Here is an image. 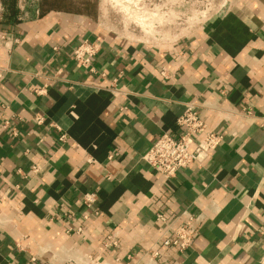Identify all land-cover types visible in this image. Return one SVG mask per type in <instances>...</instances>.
<instances>
[{
    "label": "crops",
    "instance_id": "1",
    "mask_svg": "<svg viewBox=\"0 0 264 264\" xmlns=\"http://www.w3.org/2000/svg\"><path fill=\"white\" fill-rule=\"evenodd\" d=\"M22 1L10 20L0 0V264L143 262L152 249L161 264H264V0H232L163 43L112 31L100 5L92 16ZM83 40L102 44L96 73L71 55ZM193 99L212 106L200 117L223 142L167 180L142 156L163 132L180 134ZM185 209L206 219L180 254L162 246L155 215ZM111 234L119 244L107 249Z\"/></svg>",
    "mask_w": 264,
    "mask_h": 264
},
{
    "label": "built area",
    "instance_id": "2",
    "mask_svg": "<svg viewBox=\"0 0 264 264\" xmlns=\"http://www.w3.org/2000/svg\"><path fill=\"white\" fill-rule=\"evenodd\" d=\"M18 7L21 13L24 11V2L18 0ZM4 8L0 2V15ZM2 40L7 38L6 34L0 36ZM102 49V44L97 41L83 40L74 45L71 55L77 66L88 69L96 73L94 61ZM58 51V47H54ZM105 74H102L104 76ZM118 79H114L112 88L116 91H123L116 85ZM36 94L42 95L46 92L45 87L39 88ZM213 109L208 103H200L197 100H189L186 103L184 113L177 119V127L180 134L176 137L172 133L163 132L158 139L143 154L142 159L148 167L156 174L169 180L178 174L179 171L191 167H203L211 153L223 142V135L215 130H207V125L200 117V109ZM44 117H36L38 124L44 123ZM9 122L4 123L8 127ZM53 125V124H52ZM203 135L202 139L196 142L195 137ZM61 141L66 140V135L60 136ZM41 170L38 165L32 166V173L37 174ZM83 203L90 207L97 201L96 193H85L82 197ZM88 218V216H86ZM156 221L162 224L160 229L161 244L164 247H173L183 254L193 246L197 236L200 235L204 222L205 214L202 211L185 209L177 213L175 217L169 218L166 214L158 210L155 215ZM77 232L83 234V228L78 227ZM117 235L111 234L106 237L104 247L114 249L118 246ZM135 256V255H134ZM129 255L127 261L115 258L109 262L105 259L99 260L90 257L88 264H161L162 257L160 250L152 249L139 254L140 261ZM138 258V259H139Z\"/></svg>",
    "mask_w": 264,
    "mask_h": 264
},
{
    "label": "rangeland",
    "instance_id": "3",
    "mask_svg": "<svg viewBox=\"0 0 264 264\" xmlns=\"http://www.w3.org/2000/svg\"><path fill=\"white\" fill-rule=\"evenodd\" d=\"M231 1L99 0L98 7L112 31L137 40L163 43L191 35Z\"/></svg>",
    "mask_w": 264,
    "mask_h": 264
},
{
    "label": "trees",
    "instance_id": "4",
    "mask_svg": "<svg viewBox=\"0 0 264 264\" xmlns=\"http://www.w3.org/2000/svg\"><path fill=\"white\" fill-rule=\"evenodd\" d=\"M8 9V19L13 20L17 14L18 0H2ZM99 0H40V6L43 12L49 10H62L73 13H86L88 15H97Z\"/></svg>",
    "mask_w": 264,
    "mask_h": 264
}]
</instances>
